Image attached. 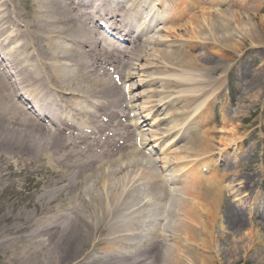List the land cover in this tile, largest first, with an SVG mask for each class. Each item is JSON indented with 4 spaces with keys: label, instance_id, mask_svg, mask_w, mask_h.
I'll list each match as a JSON object with an SVG mask.
<instances>
[{
    "label": "bare ground",
    "instance_id": "1",
    "mask_svg": "<svg viewBox=\"0 0 264 264\" xmlns=\"http://www.w3.org/2000/svg\"><path fill=\"white\" fill-rule=\"evenodd\" d=\"M224 1L229 0H0V197L17 182L25 183L20 175H16L19 179L13 176V170H18L30 179L29 186L35 193L42 195L41 198L36 194L26 195L27 206L70 204L75 191L80 190L79 205L86 209L83 213V208L80 212L76 208L73 217L63 223L50 219L44 227L35 230L31 235L43 241L22 246L27 252L19 254L20 264H226V261L220 263L222 258L215 248L219 240L215 235L216 210L221 215L224 203L223 183L215 176L218 175L217 165L202 160L199 165H192V170H187L189 166L184 164L192 156L201 159L212 143V138L204 133L189 132L191 128L203 130L197 118L208 112L209 106L193 108L189 113L176 106L183 102L185 108L204 97L205 82L210 80L207 77L216 72V58H205L203 53L201 59L196 58L190 54V49L205 50L212 43L236 52L237 28L249 33L252 42L257 43V35L252 34L255 26L252 22V25L240 22L236 11L225 13L230 21L237 23L236 29L222 33L223 29H219L212 18L217 16L212 8ZM204 3L213 7H205ZM191 7L199 8V12L187 21ZM243 8L254 18L260 15L264 23V0H253L250 6L244 4ZM148 19L169 24L167 38L150 36L152 28L147 25ZM262 23L257 30L263 29ZM102 24L121 36L123 42L108 40ZM219 25L221 27L220 22ZM185 34L194 43H169ZM167 43L175 49L160 47ZM154 44L156 47L149 54V47ZM184 48L189 51H181ZM156 58L163 60L161 65H155ZM141 60L150 64L144 69L156 70L148 72L147 79H141L139 84L154 86L150 95L153 108L149 114L156 108L163 116L160 120L167 124L156 139L169 135L170 138L173 134L186 141L192 137L191 142L201 148L181 153L184 154L180 157L183 160L181 174L191 177L185 188L193 200L188 208L187 204L182 205L183 217L178 222L171 218L157 222L155 234L143 236V244L133 249L130 241L140 237L137 228L140 230L146 220L136 217L137 226L128 221L130 217L124 215L129 194L125 177L113 169L108 171L106 160H114L112 165L119 164L116 155L121 151V142L131 133L135 141L138 135L141 140L127 147H134L132 152L130 149L121 151V159L140 154L143 136L136 129L140 121L136 117L131 123L127 121L128 109L132 110L138 100L133 95L137 87L127 83L139 75L133 69L135 61ZM109 64H116L122 84L109 78L112 77L107 71ZM181 70H199L202 78L185 76L173 80L159 76ZM39 73L42 77H38ZM156 73L159 75L154 77ZM217 84L219 90L220 81ZM126 85L130 89L128 93ZM197 85L196 93H192V87ZM219 93L212 96L214 102ZM213 107L211 115L215 118ZM149 118L147 115L142 123H147ZM190 118L186 128L185 123ZM233 119L230 113L222 117L223 129L231 132L226 131L221 138L225 147L238 134ZM121 168L123 172V165ZM208 168L209 176L205 173ZM261 174L264 175V169ZM254 179L246 177V187L253 186ZM93 202L100 206L90 207ZM91 209L104 214L99 215L97 221H90L86 214ZM243 210L229 208L223 218L225 229L231 236L240 235L242 249L248 253L256 239L264 247V234L260 239L256 237L258 232L252 225L248 227ZM25 217L17 214L16 223L4 231L30 232L32 226L29 221L23 223ZM168 235L173 236L180 247L164 249L166 245L162 240L165 242ZM245 235L251 243H247ZM158 236L162 238L160 241ZM194 238L200 246L191 247L186 243ZM37 245L41 248L35 247ZM159 245L163 246L159 249ZM230 248L225 251L229 256L227 262L237 264L243 260L239 247L232 243ZM259 260L258 264L264 263V256Z\"/></svg>",
    "mask_w": 264,
    "mask_h": 264
},
{
    "label": "rangeland",
    "instance_id": "2",
    "mask_svg": "<svg viewBox=\"0 0 264 264\" xmlns=\"http://www.w3.org/2000/svg\"><path fill=\"white\" fill-rule=\"evenodd\" d=\"M125 2H128V0H125ZM252 2L253 0H229L214 7L210 3H204L205 7H213V12L217 16L213 15L212 18L218 24L219 29H223L222 33L224 31L232 33L233 29H236L237 23L230 21L229 17L225 16V13L229 11L238 12L240 22L249 23L250 25H252V22L253 27L255 26L254 28H256H253L252 34L257 35L258 39L255 40L257 43L252 42L249 38V33H242V31L237 28L236 33L238 35L236 39L238 40L237 45L239 46H236L238 49L236 52H231L228 47L217 46L212 43H209L205 50H201L200 47L190 49V51H192L190 54L196 58L201 59L202 53L205 58H216L218 60L217 64H215L217 65L216 72L212 75L208 73L209 76L207 79L210 80L205 82L206 93L204 97L200 98L196 103H191L190 106L185 108L182 105L183 102L176 105L182 107L183 110L188 113L194 111L195 108L200 109L199 107L209 106V111L197 118L198 122L203 124L201 125L203 126V130L197 131L196 128H191L189 132L195 131L198 134H206L208 137L212 138L211 144H213V146H210V144L209 147H207V153L201 159L198 156H192L191 158H188L189 160H186L184 164H186V167L187 165L189 166L188 170H192L190 166L193 165L194 162H197L196 165H198L200 160L212 162V165L214 166L217 165L216 169H218V175L215 176L220 177V181L223 183L224 203L221 206V215L219 210H216V214L218 215H216L215 220H218V224L216 226L215 235L219 240L215 248L219 252V257L222 258L220 263L226 261V264H230V262H227L229 256L225 255V251L231 249L230 247L232 243L240 248L239 252L243 255V260L237 264H258L260 261L259 258L264 256V247H261L257 239L256 242L251 244L252 247H250V251L245 253L242 249V239L240 238V235L236 234V236H231V232H229L227 228L225 229L227 225H225L223 218L225 211L229 208L231 209L233 207L238 210L244 209L243 211L247 218L248 227L252 225L258 232L256 237L259 238L264 234V215L261 213H264V175L261 174V171L264 169V27L262 29L263 31L257 30L260 22L262 23L260 15L257 18H254L251 13L244 11L243 5L246 4L247 6H250ZM216 9L223 11L218 12ZM198 10L199 8L191 7L187 21L191 20L194 15L198 14ZM147 22H149V19ZM262 24L264 26V23ZM168 26L169 24L167 23H155L150 36L154 39L167 38L166 30ZM205 31L209 30L205 29ZM168 36L173 39L170 35ZM179 42L194 43L187 34L178 38V41H175L174 43L170 41L169 43L177 45ZM169 43L160 47L170 50L175 49V46H170L168 45ZM214 46L218 49H213ZM153 47H156V45L154 44L149 47V54H152L151 49ZM187 49L189 51V48H184L181 51ZM41 57H43L42 53ZM233 60H235L232 62L234 65L231 63ZM135 62L136 66L135 69H133V72H137L139 75L129 81L127 85L135 84L137 89L133 95H135L136 98L138 96V100L134 102L136 106L128 111L129 113L131 112V115L133 116L138 115L136 117L139 118V120H143L147 115L150 117L148 122L143 124L144 128H142L141 132L143 138H147V141H144L145 143H143V147H140V154L121 159V151L124 152L125 149H130L132 152V148L134 147H127L131 143L140 141V135H138V139L135 141L133 134H128L121 144V151L116 155L120 160L119 164L112 165L114 160H106L108 171L113 169L114 172H119V174L123 173V177H125L124 183L129 189V194L125 202L124 215L130 217L131 220L128 221L135 223V226H137L136 217H143L142 219L146 220L144 223L145 225L142 227L143 229L141 228L139 230L137 228L140 237L130 241L133 245V249L138 244H143V236L150 237V234H155L154 232L158 229L157 222L170 218L171 220L178 222V220L183 217L184 209H181V207H183L182 205L187 204L185 207L188 208V205L190 206L191 201L193 200L192 197L188 195L185 188L187 184H189L191 177L186 175L187 173L181 174V172H183L181 170L183 169L181 167L183 164L180 162L183 160L180 159V157L187 151L191 153L193 148H196L197 150L201 148L191 142L192 137L189 138L188 141L180 140L176 134L171 135L170 138H168L169 135L164 136L161 140H156L157 136L162 135L158 133H160L162 128L166 127V125L161 123L162 121H160V119L163 116L160 115L159 112H156V108H154L149 114L150 109L153 108V105L151 106L153 97L150 96V91H152L154 86H139L141 79H147L146 75L148 72L151 73L156 70H154L153 67L144 69L146 66L150 65L146 60ZM155 62V65H161L163 60L156 58ZM115 67L116 64H109L107 66V71L109 70L112 75V77L109 78L114 80V82L118 81L122 84L121 76L117 73ZM137 67L139 68L137 69ZM189 71L181 70L177 73H166L164 75L156 73L154 77L157 75L161 77H172L171 79L173 80H177V78L179 80V78H184L185 76L197 79L202 78L199 70ZM38 77H42V75L39 73ZM255 79L256 84L252 87V81ZM218 81H220L219 90L217 89ZM76 84L77 83H74V85ZM122 87L124 89L123 85ZM196 87H198V85L192 87V93H196ZM130 88H132V86ZM125 89L126 93L130 90L127 86H125ZM218 92H220L218 94V100L214 102L211 98ZM145 94L147 96H143ZM209 95H211L210 98ZM123 107H125L124 102ZM189 107L190 109H188ZM212 107L215 111V118L211 115ZM229 113L234 116L232 122L238 129V134L235 136L236 139L228 145L231 148L228 146L225 147L221 142V138L225 136L227 132L228 134H231L228 129H223L222 123V117L225 114L229 115ZM190 121L191 118L185 123L186 128L189 126ZM109 133L112 134V132ZM234 142H236V144H234ZM202 143L205 144L204 142ZM182 152H184V154H181ZM136 157L139 158V160H136ZM139 161L141 162L139 163ZM225 164H228L229 166ZM122 165L123 168H125L123 172H121ZM13 171L16 173H13V176L16 179L21 177L25 180V183L17 182L15 185L10 186L0 197V264H20L19 254L27 252L25 249L22 250V246L27 247L26 245L29 243H40V241H43L40 237H33L31 234L35 230L40 229V227H44V224L50 219L63 223L66 218L70 219L73 217L76 208L78 212H80L82 208L83 210L81 212H86L85 207L79 205L80 200L78 192H80V190L75 191V198L71 200L70 204L44 205V207L27 206L26 204H28V202H26L27 200L24 198L28 194H36L35 190L29 186L31 181L26 177V174L23 175L18 170ZM16 175H20L18 176L19 178ZM246 177H255L253 186L246 187ZM36 195L40 196V198L42 196L41 194ZM96 205L100 206V203L93 202L90 204V207H95ZM36 209L37 211H35ZM92 209L86 214V218L90 221H97V217L104 213H98ZM17 214L26 216L23 219V223L30 222V225L32 226L30 232L11 234L4 231V228L13 226V224L16 223L15 216ZM252 222L254 223L251 224ZM198 227L200 226L198 225ZM248 227H246V229ZM245 232L247 233L246 230ZM223 235H227L228 238H222ZM246 235L245 240L247 243H251ZM166 237L165 242L167 243L162 240L166 245L164 249L168 246L175 248L180 247V244L175 241L173 236L168 235ZM157 238H159V241L162 239L159 236ZM186 243L191 247H194L195 245L200 246L199 243L195 242V238L193 241L187 240ZM162 246L163 245H159V249ZM35 247L41 248L40 245Z\"/></svg>",
    "mask_w": 264,
    "mask_h": 264
}]
</instances>
